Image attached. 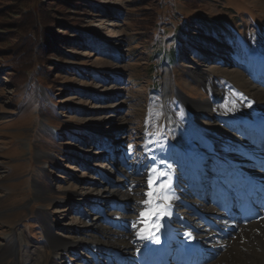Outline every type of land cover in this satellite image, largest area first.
<instances>
[{"label": "rangeland", "instance_id": "374dc122", "mask_svg": "<svg viewBox=\"0 0 264 264\" xmlns=\"http://www.w3.org/2000/svg\"><path fill=\"white\" fill-rule=\"evenodd\" d=\"M263 104L264 0H0V264H142L152 228L177 264L217 173L264 169ZM234 231L194 264H264Z\"/></svg>", "mask_w": 264, "mask_h": 264}, {"label": "bare ground", "instance_id": "6f19581e", "mask_svg": "<svg viewBox=\"0 0 264 264\" xmlns=\"http://www.w3.org/2000/svg\"><path fill=\"white\" fill-rule=\"evenodd\" d=\"M256 108H258V109L260 108V110H262V109H264V104L258 105V107L256 106ZM248 117H251V118H249L250 120L243 121L244 124H247V126L248 125L254 126L256 124L255 126L260 127L259 122L263 121V119H261V116L257 117L256 114H253L252 116H248ZM252 122H254V123H252ZM255 128H257V127H255ZM261 129L264 130V126L261 127ZM255 130L258 131L259 129H255ZM228 149H229V147H228ZM261 151H263V150H261ZM192 153H194V152H192ZM206 153H208V152H206ZM253 161L256 163L255 166H257V169H258L257 172H262L264 174V169H261V166L258 167V165H257V164H259L258 161L254 160V158H253L252 162ZM239 172L241 174V171H239ZM242 173H244V172H242ZM235 180L236 179H234V181ZM238 184L239 183L235 182V184H233V186L235 187ZM212 188L213 187L211 185L210 188L208 189V193H206L207 199L208 198L212 199L213 195L211 193H212V191H214V190H212ZM215 191H217L218 194L220 193V196L223 197V201L226 202V205H228V203H231V205L228 206V208L222 210L221 207L216 206V204H215L213 207L211 206L210 208L202 209V211H197L196 215H194L195 221H193V222L194 223L200 222L201 227L194 229L193 228L194 225L189 224L191 226V228H193V230H191L190 226H188L189 220L186 221L184 218L185 222L182 225H184L185 232L183 231L184 233H183L181 239H178L180 254L178 253L175 256L176 257L175 262L177 264H183L182 256L183 255H190L192 253L193 250L191 249V245L193 243L198 244L197 246H200V245H202V247L204 246L206 250L199 247V249H202V251L200 253L205 252V254H207V255H208V252L213 251V250L215 251L216 248L227 251L226 250L227 247L232 245L233 239H232L231 235H234L235 228L237 231H241L243 233L242 241L244 242V244H246V247H247L246 249H244L245 252L248 253V255L250 253H252L251 254L252 257L259 258L260 260L264 259V211L261 210L262 217L258 220L250 221V222L249 221L248 222L240 221L238 219V216L236 215V213L235 212L232 213L233 210H237L239 207L238 203L233 202L232 194L230 192L224 190L221 186L220 187L215 186ZM233 204H235L236 206L233 207L232 206ZM229 207H231V208H229ZM257 208H259V206ZM263 210H264V208H263ZM174 216H176V214L170 215L168 219L172 220L174 218ZM236 235H237V233H236ZM229 236H230V238H229ZM240 240H241V237H240ZM250 244L253 246H258V247L251 249L248 247ZM123 248L128 250V252L133 251V249H134V247L132 245H130V243H126L123 246ZM255 249H257V250H255ZM199 256L200 255L198 253L197 258H199ZM161 258H162L163 263H167L168 260H167L166 254L161 255ZM209 258L211 260L213 257H209ZM159 260H160V258L157 259V262L155 264H157ZM142 264H148V261H144V262H142ZM153 264H154V262H153Z\"/></svg>", "mask_w": 264, "mask_h": 264}, {"label": "snow or ice", "instance_id": "6c2138e0", "mask_svg": "<svg viewBox=\"0 0 264 264\" xmlns=\"http://www.w3.org/2000/svg\"><path fill=\"white\" fill-rule=\"evenodd\" d=\"M153 161L155 162V158L153 157ZM161 164L164 163L163 160L160 161ZM168 169L170 170L171 169V165H167ZM156 171H161L159 168H156L155 169ZM153 171V169H149V179H148V187L151 189L153 188L155 185H154V182L153 180L151 179V172ZM161 175L164 179H167L168 177V172H164L162 171L161 172ZM233 176H234V173L228 169H225L223 172H220L217 174V181L219 183H221L226 189L227 188H230L232 186V181H233ZM158 180L160 179V177L157 178ZM160 189H161V192H163V190H165L166 188H168V185L167 184H161L160 186ZM145 195L147 197H155L156 196V193L153 192V191H149L147 193H145ZM166 199V197H165ZM151 201L150 200H145L143 203L146 205L148 203H150ZM160 203V197H157V204L159 205ZM141 217L143 218H147L148 216H151L152 215V212L151 211H144V212H141L140 213ZM133 227H135V224H133ZM141 238H144V237H141ZM155 240L156 243H159V240L158 239H155L154 237L152 238Z\"/></svg>", "mask_w": 264, "mask_h": 264}, {"label": "trees", "instance_id": "16d2710c", "mask_svg": "<svg viewBox=\"0 0 264 264\" xmlns=\"http://www.w3.org/2000/svg\"><path fill=\"white\" fill-rule=\"evenodd\" d=\"M33 14V13H32ZM30 18V19H29ZM29 18H27L25 21H24V25H27L28 26V22L31 20V16H29ZM27 23V24H26ZM38 25H40V26H38ZM27 26H25V28H22V30H25L26 29V27ZM37 26L38 27H41V29H42V31H44V33H48V35H49V28L48 27H43V25L41 24V23H39V24H37ZM28 29H29V27H28ZM41 29L39 30L38 28H37V31L38 32H40L41 31ZM183 28H180V30H182ZM28 35V36H27ZM47 35V36H48ZM25 36L27 37L25 40H23V41H25V42H23L24 43V45L22 46V50H21V52L24 50V51H26L32 44H34L35 43V37H36V34L35 33H33V32H30L29 33V31L28 32H26L25 33ZM37 42V41H36ZM22 43V44H23ZM22 44H19V46L21 47V45ZM174 52H175V50H174V48H172L171 49V51H170V53H171V56H172V54H174ZM153 55H167L166 54V51L165 52H163L161 49H159L158 51H156ZM41 60V59H40ZM18 68H19V70H21V68L20 67H24V65H25V62H24V59L22 60V59H19L18 60ZM29 72V70L28 69H24L23 68V80H22V82H20V83H28V86L29 85H31L32 83H33V81H35V82H38V78H37V76L40 78V73H38V71L37 72H35V70H33V71H31V73L29 74L28 73ZM19 83V84H20ZM21 85V84H20Z\"/></svg>", "mask_w": 264, "mask_h": 264}]
</instances>
